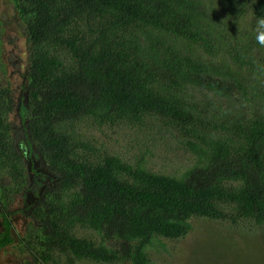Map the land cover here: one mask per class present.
I'll return each instance as SVG.
<instances>
[{
	"label": "trees",
	"instance_id": "16d2710c",
	"mask_svg": "<svg viewBox=\"0 0 264 264\" xmlns=\"http://www.w3.org/2000/svg\"><path fill=\"white\" fill-rule=\"evenodd\" d=\"M16 2L31 47L26 130L57 173L33 209L37 261L58 253L65 264H153L146 249L162 246L159 237H181L190 217L217 219L223 207L264 229V47L254 32L264 0ZM84 28L94 32L88 41ZM233 94L236 105L217 99ZM4 113L0 105V159L14 162ZM82 116L109 126L158 121L194 163L176 177L114 154L75 159L78 147H91L56 126ZM75 224L117 248L72 236ZM9 241L3 214L0 248Z\"/></svg>",
	"mask_w": 264,
	"mask_h": 264
},
{
	"label": "rangeland",
	"instance_id": "374dc122",
	"mask_svg": "<svg viewBox=\"0 0 264 264\" xmlns=\"http://www.w3.org/2000/svg\"><path fill=\"white\" fill-rule=\"evenodd\" d=\"M23 13L16 0H0V105L5 109L8 125L7 142L16 151L14 162L0 159V232L2 215L9 221L8 244L0 248V264H65L64 256L53 253L45 262L36 260L41 250L38 216L33 212L35 202L52 188L56 171L39 155L28 138L27 71L31 55ZM94 30L97 20L90 21ZM84 30L87 38L94 32ZM94 37V36H93ZM91 37V40L93 39ZM90 40V39H89ZM59 60L68 65L64 52L58 51ZM190 92L202 96L201 90ZM8 96L5 99L3 94ZM210 97V92L204 91ZM223 103L236 105L235 94ZM59 131H70L78 147L72 154L75 159L94 160L114 154L131 165L141 164L146 170L179 177L194 163L176 137L171 136L158 121L146 120L142 124H95L90 117L82 116L57 124ZM71 190L65 192V197ZM217 219L190 217L189 229L178 238H162V246L146 249L153 264H264V229L251 221L237 218L227 207L221 208ZM69 234L93 243L103 242L117 248L113 238L101 239L93 229L75 224ZM67 264H129L115 260L109 263L88 259H73Z\"/></svg>",
	"mask_w": 264,
	"mask_h": 264
},
{
	"label": "clouds",
	"instance_id": "9594fccd",
	"mask_svg": "<svg viewBox=\"0 0 264 264\" xmlns=\"http://www.w3.org/2000/svg\"><path fill=\"white\" fill-rule=\"evenodd\" d=\"M254 32L256 42L264 47V16L257 17Z\"/></svg>",
	"mask_w": 264,
	"mask_h": 264
}]
</instances>
